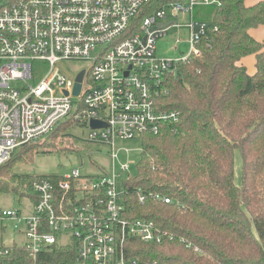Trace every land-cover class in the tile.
<instances>
[{
    "label": "built area",
    "instance_id": "obj_1",
    "mask_svg": "<svg viewBox=\"0 0 264 264\" xmlns=\"http://www.w3.org/2000/svg\"><path fill=\"white\" fill-rule=\"evenodd\" d=\"M152 1L0 0V166L64 118L87 126L89 140L109 145L112 159L117 139H141L178 120V111L160 109L157 98L166 94L165 81L178 64L200 53L210 26L195 18L194 8L223 0H166L155 9ZM171 28H185L188 51L176 58L156 55V41ZM34 60L49 68L31 84ZM80 60L89 66L81 69L74 94L81 70L67 73L57 64ZM92 120L105 126L91 128ZM135 163L122 162L119 170L113 163L93 180L78 169L58 178L35 176L24 195L30 213L0 207L1 252L20 246L35 260L55 245L71 248L75 264H159L127 254L131 240L160 243L163 237L151 220L124 215L120 176ZM138 200H144L140 192ZM9 228L20 242H3Z\"/></svg>",
    "mask_w": 264,
    "mask_h": 264
},
{
    "label": "trees",
    "instance_id": "obj_2",
    "mask_svg": "<svg viewBox=\"0 0 264 264\" xmlns=\"http://www.w3.org/2000/svg\"><path fill=\"white\" fill-rule=\"evenodd\" d=\"M165 1L153 0L151 8ZM199 7L195 18L210 26L200 53L178 64L165 81L166 94L157 98L160 109L178 111V120L141 135L138 161L120 176L125 217L151 220L163 237L160 243L131 240L127 254L159 264H264V41L249 32L264 24V0ZM248 55L252 73L241 63ZM72 124L68 119L45 139L14 151L0 166V195H29L35 175L13 171L23 162L16 154ZM236 149L240 184L234 182ZM74 254L54 245L32 260L12 246L0 250V264H75Z\"/></svg>",
    "mask_w": 264,
    "mask_h": 264
},
{
    "label": "rangeland",
    "instance_id": "obj_3",
    "mask_svg": "<svg viewBox=\"0 0 264 264\" xmlns=\"http://www.w3.org/2000/svg\"><path fill=\"white\" fill-rule=\"evenodd\" d=\"M199 9V6L194 8V16H196ZM187 20L188 18L186 20H181V22H186ZM260 36L264 38V31ZM186 38L187 33L185 28H181L178 32L176 28L169 29L166 35L156 41V55L171 58L179 57L181 53H186L188 51L189 45L187 41H185ZM177 39L179 40L178 42L176 41ZM251 60L252 57L250 55L245 57V63H247L245 66H248L249 70H251L250 72L253 71V63ZM32 66L33 79H29L28 82L36 84L46 74L49 67L45 61L41 60H34ZM57 66L64 72L76 73L81 69L87 68L89 63L83 60L63 61L58 63ZM65 121L66 118L61 119L52 131ZM64 131L71 136L67 137V135H64ZM64 131L56 130L47 143H43L39 146H27L33 147L30 152L26 153L24 149L16 154L23 159V162L15 164L13 166V171L19 174L24 173L35 176L45 175L58 178L70 173L73 169H78L81 177L93 180L98 176L109 173L113 163L116 170H119L120 163L126 162L127 160H134L137 162L140 157V139H117L113 148L117 157L112 159L110 156L112 148L109 145L89 140V129L87 126L75 123L67 127ZM47 136L48 134L40 140L45 139ZM64 137H67V139L62 140ZM52 145L55 146L51 148L50 146ZM18 149L19 148L15 151ZM50 149L51 151L48 153H39V151H49ZM133 166L134 164L131 165L129 171H131ZM240 177L241 158L239 151L236 149L234 152V182L236 184H240ZM19 186L21 185H18V187ZM29 201L30 198L28 196L20 197L13 192L0 195V207L16 209L21 213H30L31 204ZM21 239V237L17 236L13 228H9L5 236H3V242L6 245H10L11 240L20 242Z\"/></svg>",
    "mask_w": 264,
    "mask_h": 264
},
{
    "label": "crops",
    "instance_id": "obj_4",
    "mask_svg": "<svg viewBox=\"0 0 264 264\" xmlns=\"http://www.w3.org/2000/svg\"><path fill=\"white\" fill-rule=\"evenodd\" d=\"M258 1H261V0H245V4L246 5H253L254 3H256ZM263 31H264V24L250 29L249 32H250L251 36H253L256 40L264 41V38H262V36H260V34H263ZM250 56L252 57L251 61L253 63V70H254V57L252 55H250ZM241 63L243 65H245V64L247 65V63H245V57L241 60ZM246 68H248V66ZM247 71L250 72L251 70H249V68H248ZM252 72H250V73H252Z\"/></svg>",
    "mask_w": 264,
    "mask_h": 264
},
{
    "label": "water",
    "instance_id": "obj_5",
    "mask_svg": "<svg viewBox=\"0 0 264 264\" xmlns=\"http://www.w3.org/2000/svg\"><path fill=\"white\" fill-rule=\"evenodd\" d=\"M82 75H83V70H81L76 76V83H75L74 90H73L74 94H78V92H79L80 81L82 79ZM89 125H90L91 128H99V127H104L105 126V124L103 122L97 121V120L90 121Z\"/></svg>",
    "mask_w": 264,
    "mask_h": 264
}]
</instances>
